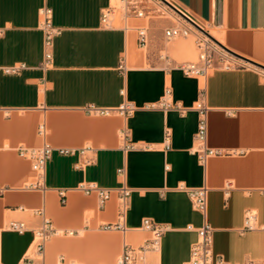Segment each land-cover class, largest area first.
<instances>
[{"label":"crops","instance_id":"1","mask_svg":"<svg viewBox=\"0 0 264 264\" xmlns=\"http://www.w3.org/2000/svg\"><path fill=\"white\" fill-rule=\"evenodd\" d=\"M113 1L0 0V185L8 187L0 196V264H117L126 245L150 238L145 219L166 231L139 264H187L204 218L214 255L229 264H264V0H168L243 57L229 53L241 66L216 61L205 76L181 69L198 54L190 59L189 37H166L183 21L162 0H142L143 16L114 12L108 26L102 11ZM44 7L61 29L47 66ZM20 63L21 71H6ZM167 89L184 113L151 107ZM125 102L136 106L133 113L85 110ZM200 102L207 108L206 145L220 151L205 162L195 138ZM46 143L52 153L38 184L20 149ZM83 182L111 189L103 206L96 192L79 188ZM122 186L130 190L123 216ZM182 186L208 188L205 217ZM46 220L56 232L40 254L36 231ZM16 221L23 232L10 228Z\"/></svg>","mask_w":264,"mask_h":264},{"label":"built area","instance_id":"2","mask_svg":"<svg viewBox=\"0 0 264 264\" xmlns=\"http://www.w3.org/2000/svg\"><path fill=\"white\" fill-rule=\"evenodd\" d=\"M142 0H120V9L122 10L123 15L134 14L137 16L144 15V9L142 8ZM172 9V8H171ZM117 7L112 5L108 8H105L102 11V22L108 26H111V17L114 12H116ZM174 11V10H173ZM187 11V10H186ZM175 12V11H174ZM188 12V11H187ZM179 15L177 12H175ZM189 13V12H188ZM191 14V13H190ZM42 15V29L44 31L45 40L44 44L46 47L45 52V61L44 65L47 66L51 63L53 58V53L51 47L54 41V38L61 33V29L53 24V11L49 7H44L41 9ZM180 19L184 20L186 23L181 22L177 26L169 27L166 29L165 34L168 39H177L180 37H189L191 34L195 35V44L198 51V59L196 61H188L181 65V69L186 75H208L213 68L216 66V61H220L225 67L231 66H241V64L235 63L232 61L230 54L220 47L218 44L213 42L208 38L204 33H202L198 28L193 24L188 22L182 16ZM196 22V21H195ZM198 25L204 27V25L198 20L196 22ZM194 30L199 31V33L194 32ZM139 41L141 44H145L148 40L147 29L144 26L138 28ZM24 63L12 65L6 67V71L17 73L25 68ZM171 94V90H166V98L160 101L159 103L152 104L151 107H161L164 109L175 108L180 112L184 113L187 109L178 104H172L168 99ZM136 109V106L131 102H125L117 107H100L97 105H87L85 110L88 113L93 114H103L109 115L112 113H119L122 115H129L133 113ZM198 109L200 111V119L198 123V128L196 131V141L198 143L199 150L201 151V160L205 162L208 155L220 154L219 150L210 149L206 145L207 135H208V122H207V108L203 105L202 102L198 104ZM39 132L45 134L46 127L44 124L40 125ZM165 143L168 147L170 145V133L167 132L165 136ZM62 153L68 152V150L62 149ZM52 153V147L49 144H44L40 147L33 148H22L20 149V154L24 157L29 158L32 161V167L39 175V181L42 180L45 171L47 161L49 160ZM123 169H120L119 172H122ZM79 188L86 193L96 192L99 197L100 206H103L104 203L110 197V188L101 187L96 182H83L80 184ZM185 189L189 196L191 197L194 206L203 213L204 217L206 216L208 210V188L206 186L199 188H186ZM8 190L7 186L0 185V196H2ZM60 197L62 203L66 202V192L64 189L60 190ZM130 195V190L124 186L120 188V202L122 203V216L124 215L125 203ZM253 214L248 212L246 216L247 227L251 228L250 220L252 219ZM111 227H122V225H108L106 228ZM143 227L151 232V236L143 244L138 247H133L126 245L124 247L123 254L118 260L117 264H139L145 257V255L159 247L161 237L166 231V226L153 221L151 219H145L143 222ZM10 228L18 232H23L25 230V224L23 222H12ZM212 225L209 221L204 218L203 224L198 228V239L193 244L191 249V259L187 264H229L224 260L220 255L216 256L213 253L211 246V236H212ZM56 230L52 227V224L49 220H46L44 225L36 231V237L38 240L37 250L40 254L44 252V245L49 236L55 233ZM72 233V232H71Z\"/></svg>","mask_w":264,"mask_h":264},{"label":"water","instance_id":"3","mask_svg":"<svg viewBox=\"0 0 264 264\" xmlns=\"http://www.w3.org/2000/svg\"><path fill=\"white\" fill-rule=\"evenodd\" d=\"M166 5H168L170 8H172L175 12H177L180 16H182L184 19H186L188 22L193 24L196 28H198L202 33H204L208 38H210L213 42L218 44L220 47H222L224 50H226L228 53H231L233 55H236L238 57L243 58L242 56L238 55L237 53H234L230 49H228L222 42H220L218 39H216L214 36H212L204 27L198 25L196 22H198V19L188 13L184 8H182L180 5L175 3L174 1H168V0H162ZM196 21V22H195ZM252 62V61H251ZM254 63V62H253ZM257 64V63H255ZM258 65V64H257Z\"/></svg>","mask_w":264,"mask_h":264},{"label":"rangeland","instance_id":"4","mask_svg":"<svg viewBox=\"0 0 264 264\" xmlns=\"http://www.w3.org/2000/svg\"><path fill=\"white\" fill-rule=\"evenodd\" d=\"M113 5H115V6L117 7V10H116L117 16H118V17H121L122 10H121L120 7H119V6H120V0H114V1H113ZM168 7H169V6L167 5V9H168L171 13L174 14L173 9H171L170 7L168 8ZM174 15H176V14H174ZM182 21H183V23H186V24H187V22H185L184 20H182ZM204 28H205L210 34H212L213 36L215 35L216 37H218L217 33H215V31H217L216 29L211 28V27H209L208 25L204 26ZM194 32L199 33V31H197V30H194ZM182 38H183V37H180V38H178V39H182ZM189 38L191 39V41H192V45H193L194 50H195V55H194V57H193V58H190V59H196L198 51H197L196 44H195V35H194V34H191V35L189 36Z\"/></svg>","mask_w":264,"mask_h":264},{"label":"bare ground","instance_id":"5","mask_svg":"<svg viewBox=\"0 0 264 264\" xmlns=\"http://www.w3.org/2000/svg\"><path fill=\"white\" fill-rule=\"evenodd\" d=\"M212 35V34H211ZM213 36V35H212ZM214 37H216L215 35H214ZM217 38V37H216Z\"/></svg>","mask_w":264,"mask_h":264}]
</instances>
